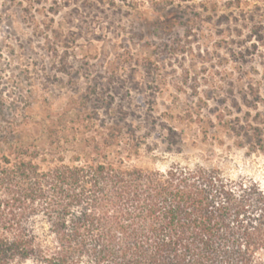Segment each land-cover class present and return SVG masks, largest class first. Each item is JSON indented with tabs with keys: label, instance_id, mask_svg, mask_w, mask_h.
I'll list each match as a JSON object with an SVG mask.
<instances>
[{
	"label": "rangeland",
	"instance_id": "obj_1",
	"mask_svg": "<svg viewBox=\"0 0 264 264\" xmlns=\"http://www.w3.org/2000/svg\"><path fill=\"white\" fill-rule=\"evenodd\" d=\"M115 119L142 140L130 166L264 190L247 137L264 128V0H0V140L47 146L66 121L101 138Z\"/></svg>",
	"mask_w": 264,
	"mask_h": 264
},
{
	"label": "trees",
	"instance_id": "obj_2",
	"mask_svg": "<svg viewBox=\"0 0 264 264\" xmlns=\"http://www.w3.org/2000/svg\"><path fill=\"white\" fill-rule=\"evenodd\" d=\"M110 121L101 138L72 139L66 121L47 146L0 140L11 148L0 157V264H264L258 184L203 166H130L142 140ZM247 137L264 151L261 124Z\"/></svg>",
	"mask_w": 264,
	"mask_h": 264
}]
</instances>
